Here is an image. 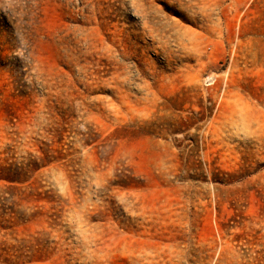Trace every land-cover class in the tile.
I'll return each mask as SVG.
<instances>
[{
    "label": "rangeland",
    "instance_id": "obj_1",
    "mask_svg": "<svg viewBox=\"0 0 264 264\" xmlns=\"http://www.w3.org/2000/svg\"><path fill=\"white\" fill-rule=\"evenodd\" d=\"M0 264H264V0H0Z\"/></svg>",
    "mask_w": 264,
    "mask_h": 264
}]
</instances>
